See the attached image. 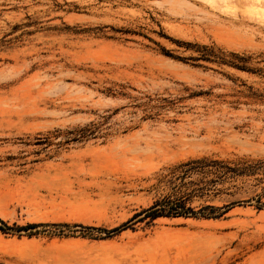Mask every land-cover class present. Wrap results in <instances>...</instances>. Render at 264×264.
I'll return each instance as SVG.
<instances>
[{"label": "rangeland", "instance_id": "obj_1", "mask_svg": "<svg viewBox=\"0 0 264 264\" xmlns=\"http://www.w3.org/2000/svg\"><path fill=\"white\" fill-rule=\"evenodd\" d=\"M197 45L256 72L195 59ZM257 69L264 0H0V220L40 224L0 231V264H264ZM203 157L251 166L189 200L236 212L81 227L120 225Z\"/></svg>", "mask_w": 264, "mask_h": 264}, {"label": "trees", "instance_id": "obj_2", "mask_svg": "<svg viewBox=\"0 0 264 264\" xmlns=\"http://www.w3.org/2000/svg\"><path fill=\"white\" fill-rule=\"evenodd\" d=\"M201 54L195 59H204L217 61L238 70L243 71H251L256 72L252 68L246 66V62L248 60V56L240 55L236 52H229L228 58L227 54L224 52L214 49L213 47H209L206 45L199 46ZM179 58V57H176ZM180 59V58H179ZM257 71H261L264 73V70L257 69ZM251 166L246 167H235L230 166L223 160L217 159H209V158H196L190 159L186 162L180 163L177 165L170 175L167 182L171 184V192L163 195L161 198L156 199L149 207L144 208L136 213H134L130 218L121 223L120 225L113 227L111 229H103V228H95L92 226H81L85 230H97L100 232H105L104 236H107L109 233L113 231L123 230L128 227L133 220L151 222L159 217H195V218H219L226 212L232 209L235 201L226 203L222 206H215L212 204H204L201 205L200 208L194 209L189 204V200L194 195L202 196L204 191L209 189L208 186L212 185L217 179L225 178L229 173L231 174H243ZM179 171V172H178ZM192 171H199L201 173H213L215 174V179H208L206 181H200L199 183H194L192 181L184 182L185 177L189 176V173ZM176 180H180L179 184H175ZM186 184L195 185V187L188 189L185 188L184 191H181L180 188L182 186H186ZM259 201V200H258ZM264 206V202H258V207ZM234 208V207H233ZM40 224H26L24 226L17 225H7L5 222L0 220V231L8 232L9 230H27L29 228L36 227ZM41 225H49V224H41ZM53 226H65L68 227L67 224H52Z\"/></svg>", "mask_w": 264, "mask_h": 264}, {"label": "bare ground", "instance_id": "obj_3", "mask_svg": "<svg viewBox=\"0 0 264 264\" xmlns=\"http://www.w3.org/2000/svg\"><path fill=\"white\" fill-rule=\"evenodd\" d=\"M85 16V15H84ZM165 59V58H164ZM169 64V59H168V62ZM176 63V62H175ZM173 64V63H172ZM179 64V63H178ZM171 65V64H170ZM172 66V65H171ZM178 66V65H177ZM178 68V67H177ZM237 211V207H234L232 208L231 210H229V212H236ZM260 213H262L261 215H264V210L260 211ZM158 219H163L162 217L158 218ZM224 221V220H223ZM198 225H201V226H210V225H214V224H220L221 222H219L218 220H211V219H204V220H199V221H196ZM219 222V223H218ZM226 223V222H225ZM221 226V225H220Z\"/></svg>", "mask_w": 264, "mask_h": 264}]
</instances>
